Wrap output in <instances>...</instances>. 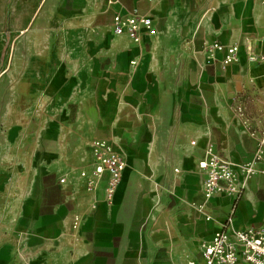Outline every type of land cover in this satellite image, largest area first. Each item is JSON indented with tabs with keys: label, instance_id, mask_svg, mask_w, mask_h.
I'll return each mask as SVG.
<instances>
[{
	"label": "crops",
	"instance_id": "crops-1",
	"mask_svg": "<svg viewBox=\"0 0 264 264\" xmlns=\"http://www.w3.org/2000/svg\"><path fill=\"white\" fill-rule=\"evenodd\" d=\"M133 8L158 30L140 44L112 29L114 13ZM95 31L89 74L97 99L74 116L59 114L55 148L29 170L25 195L0 197V264H204L203 243L229 218V230L264 229L262 167L240 177L237 200H207L199 167L209 145L235 164L254 160L252 133L264 131V5L121 0L99 15ZM213 42L237 44L239 60L223 68L224 53L209 58L205 50ZM97 138L126 160L112 198L106 180L89 192L80 175L93 165Z\"/></svg>",
	"mask_w": 264,
	"mask_h": 264
},
{
	"label": "rangeland",
	"instance_id": "rangeland-1",
	"mask_svg": "<svg viewBox=\"0 0 264 264\" xmlns=\"http://www.w3.org/2000/svg\"><path fill=\"white\" fill-rule=\"evenodd\" d=\"M106 5L108 0H0V197L25 195L27 179L34 178L29 170L55 148L50 130L59 114L74 116L97 97L89 74L96 67L92 40ZM69 81L75 83L70 89ZM66 90H72L74 108L67 107Z\"/></svg>",
	"mask_w": 264,
	"mask_h": 264
},
{
	"label": "built area",
	"instance_id": "built-area-1",
	"mask_svg": "<svg viewBox=\"0 0 264 264\" xmlns=\"http://www.w3.org/2000/svg\"><path fill=\"white\" fill-rule=\"evenodd\" d=\"M264 5V0H256ZM121 3V0H108L110 6ZM112 29L115 35H127L134 43L140 44L145 35L155 36L158 30L152 17L137 8L118 10L112 19ZM205 50L212 58L217 51L224 53L221 65L223 68L239 60L240 48L237 44L223 45L218 42L207 43ZM251 60H257L251 56ZM257 146L254 160L242 164H235L228 158L220 156L212 145L205 149L204 157L199 161V167L205 172L203 180V194L207 200L218 195H228L239 199L243 192L240 183L242 175H256L258 167L264 169V131L259 135L252 133ZM194 143V142H193ZM93 165L90 170L81 171L80 175L86 179V190L94 192L106 180L105 191L108 198L115 195L126 167V160L114 146L104 139H95L91 143ZM61 183L65 179H60ZM80 215L73 218V228L80 226ZM229 218L223 228L216 232L213 238L203 243L202 258L204 264H264V229L230 227Z\"/></svg>",
	"mask_w": 264,
	"mask_h": 264
}]
</instances>
